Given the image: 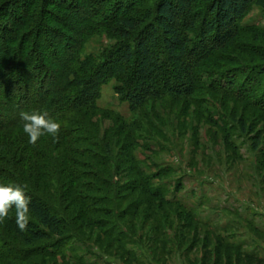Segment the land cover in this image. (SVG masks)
<instances>
[{"label":"trees","instance_id":"16d2710c","mask_svg":"<svg viewBox=\"0 0 264 264\" xmlns=\"http://www.w3.org/2000/svg\"><path fill=\"white\" fill-rule=\"evenodd\" d=\"M254 5L264 0H0V185L29 199L23 231L15 205L0 220V264H85L102 247L136 262L149 219L155 232L167 219L211 230L177 197L182 182L170 186L172 166L148 173L138 150L168 141L160 127L171 115L178 129L191 116L194 128L216 127L232 151L247 137L259 148L264 47L239 44L252 33L264 43V30L242 25ZM102 36L114 42L89 51ZM39 44L61 53L45 63ZM110 81L130 117L97 105ZM22 111H47L58 136L29 143Z\"/></svg>","mask_w":264,"mask_h":264},{"label":"rangeland","instance_id":"374dc122","mask_svg":"<svg viewBox=\"0 0 264 264\" xmlns=\"http://www.w3.org/2000/svg\"><path fill=\"white\" fill-rule=\"evenodd\" d=\"M242 25L256 28L260 32L264 30V9L252 6L242 20ZM260 37L258 34H246L239 40L242 42L239 44L250 47L260 44L264 47V43L258 41ZM113 42L106 36L94 38L88 50L96 51L100 46ZM38 46L37 52L45 63H48L50 49L57 54L61 53L57 46ZM256 61L259 62L258 59ZM235 64L229 66L233 72L241 67ZM116 85L115 81H110L102 87L97 105L128 118L131 116L128 105L115 93ZM231 105L232 102L228 103L227 110ZM207 108L219 119L215 109L211 106ZM156 110L162 114L159 104H156ZM166 121V125L160 128L168 141H160L158 145L155 142L149 143L150 151L138 150L140 157L145 158L143 168L151 173L156 170L154 165L172 166L174 177L168 180L170 186L174 187L179 180L182 182L183 189L177 197L193 208L212 231L201 225L190 224L188 220L167 219L159 223L161 227L155 232L156 222L149 219L145 228L138 226L143 237L140 244L133 246L136 262H124V257L120 256L115 247H102L101 252L94 250L90 255L83 256L82 261L85 264H264L263 136L257 150H252L251 140L247 137L244 143L235 139L237 150L232 151L225 146L216 127L201 123L194 128L192 116L185 119L183 127L179 126V129L175 128L178 126L175 115L167 117ZM103 124L104 127L113 125L110 119L103 120ZM263 127L264 122H261L257 129ZM173 195L169 193L167 196L171 199ZM138 221L142 219L135 220L136 225ZM186 221L188 224L182 227L181 223ZM182 234L185 240H182ZM159 240L161 243L162 240L166 241L165 247ZM242 254L252 257L248 260ZM254 258L260 259L262 263L255 262ZM48 262L52 264V260Z\"/></svg>","mask_w":264,"mask_h":264},{"label":"clouds","instance_id":"9594fccd","mask_svg":"<svg viewBox=\"0 0 264 264\" xmlns=\"http://www.w3.org/2000/svg\"><path fill=\"white\" fill-rule=\"evenodd\" d=\"M20 118L24 122L23 131L28 136V141L35 144L45 133L57 137L60 132V124L48 118L47 111L27 112L22 111ZM29 199L25 197L24 190L19 185H0V220L7 216L8 209L13 205L18 212V227L23 231L28 224Z\"/></svg>","mask_w":264,"mask_h":264}]
</instances>
